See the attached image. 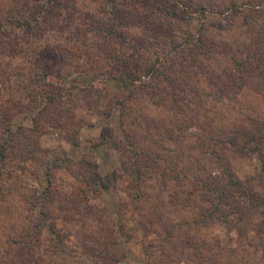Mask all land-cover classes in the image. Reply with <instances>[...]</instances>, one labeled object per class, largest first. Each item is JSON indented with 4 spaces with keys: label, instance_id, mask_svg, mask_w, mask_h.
<instances>
[{
    "label": "rangeland",
    "instance_id": "374dc122",
    "mask_svg": "<svg viewBox=\"0 0 264 264\" xmlns=\"http://www.w3.org/2000/svg\"><path fill=\"white\" fill-rule=\"evenodd\" d=\"M166 1L0 0V20L45 29L0 42L18 51L4 64L15 54L0 50V144L9 151L0 159V264H264V150L229 142L258 127L264 148V52L245 63L264 41V17L237 13L220 29L212 12L262 0H183L188 13L176 15L157 8ZM200 38L235 54L208 58ZM159 58L178 80L191 60L219 69L213 82L174 84L190 95L176 107L170 86L129 96L120 72L143 74ZM219 78L233 83L220 91ZM4 114L22 128L13 146ZM124 135L139 148H124ZM196 173L217 184L232 175L250 196L230 192L213 210L215 194H201Z\"/></svg>",
    "mask_w": 264,
    "mask_h": 264
},
{
    "label": "trees",
    "instance_id": "16d2710c",
    "mask_svg": "<svg viewBox=\"0 0 264 264\" xmlns=\"http://www.w3.org/2000/svg\"><path fill=\"white\" fill-rule=\"evenodd\" d=\"M165 5H158L160 7L159 8L162 12H171L172 14L176 15L178 13H188L187 8L188 5L183 1V0H170V1H166L164 2ZM159 4H163V3H159ZM262 4V5H261ZM261 4L254 6V5H250L245 3L244 5L238 6V4H232L231 7L225 8L223 10L220 9H216L213 8L214 10L212 12H216V14H219L220 19H218L216 22H214V24L218 25V28L222 29L224 28L223 26H226L225 22H228L227 19H229L231 16H234L237 13H242L245 16V13H252L254 14H259L258 11H260V13L263 15L264 17V0H262ZM254 7H259V9H254ZM201 11L205 14L210 13L209 9L205 6V5H200ZM181 10L182 12H178L177 10ZM171 10V11H168ZM232 11L231 13H226L227 11ZM41 15V14H40ZM250 19H248L249 21ZM41 24L40 21H38ZM2 24H10L9 29H6L5 27L2 26ZM212 25V23H211ZM41 27V26H40ZM22 31L25 34H29L30 36L32 35H39L41 32H43L45 29H40L37 26H34L33 24H28L26 19H21V21L16 20L15 18H11V19H7V20H0V37H3L1 39L0 42L4 43L5 39H12L13 34L11 33L12 31ZM37 31H41V32H37ZM8 33H11L10 35H7ZM207 33V30H203L202 31V35H205ZM7 35V36H6ZM5 36V37H4ZM205 39L204 38H200L197 40V42L195 43L197 46L200 47H206L209 48L208 50L205 51V54H207V57H210L211 52L216 51H231L234 53V51L232 50H227L224 47H228L227 45L225 46V42L220 41V43H213L212 45L209 44L207 41L206 43L204 42ZM260 42V43H259ZM259 45L256 47L255 49V55L254 56H249L248 59H246L245 63H251L249 60L252 58L255 59V61H257V59L259 60V58L257 56H260V54L262 55V52H264V41L263 40H259L258 41ZM33 44L37 47H40V44H37L36 42H33ZM39 45V46H38ZM222 45V46H221ZM233 47H228V49H231ZM2 51H7V52H12L15 55H11V56H5L4 60V64L8 63L9 60H11L12 58H16L15 56H17V50H7L6 48L4 49H0ZM24 50V49H23ZM22 50V51H23ZM20 52V51H19ZM204 52V51H203ZM257 54V56H256ZM19 55V54H18ZM235 56V55H233ZM235 58V57H234ZM212 60V59H210ZM196 60H191L189 62V65L187 68H181V71H190V73H188V77L185 78V80L183 78H179L175 76L172 73L171 70V66L167 67L165 65V61L161 60V58L157 59V60H153L151 62V65L147 64L144 65L141 70L144 72L143 74H139L137 76H132L131 74H124L123 71L120 72V77L119 79L121 80V82L123 83V85L121 86V88L123 89H128V94L129 96H131V90H134L136 88H139L140 90H144L145 87L149 86L150 88H152L150 91H152L154 94H158L157 90L160 88H163V86H170L172 88V90L168 89L170 95L173 97L172 98V106H177L178 105V99L181 96L182 98H190V95H188V93H186V90L182 89L181 87H179L180 85H174L176 83H183V85H186L188 87H190V83L197 81L200 82L202 80V77H204V79L207 81L208 80H212L213 79H209V73L219 69L218 67H216L214 64L211 65L210 63L207 64L206 61H203L202 64L200 65H195ZM209 61V60H208ZM235 63V62H234ZM206 66H205V65ZM241 61H236V66H238V68H241ZM202 65V66H201ZM216 67V69L214 68ZM211 69V70H210ZM11 73H14L13 71H11ZM15 74V73H14ZM14 74H9L10 76H13ZM214 75H216L217 77H220V75L216 72H213ZM220 79V78H219ZM229 80L225 79H220V83L218 85V88L220 89V91H222L223 86H226L228 83L232 84L233 82H228ZM133 84L131 86H128V84ZM0 85H2V82H0ZM163 85V86H162ZM234 86V84H233ZM238 86V84H237ZM177 87L178 90L176 89ZM146 89V88H145ZM92 90V89H91ZM149 91V89H147ZM198 94H195L194 96V100H197L198 96L201 97L199 95V92H197ZM224 92H221V95H223ZM220 96V95H219ZM57 99L54 98L52 100L49 101V105H45L44 106V111H48L49 108L51 107L52 104H54V102H56ZM123 112V110H122ZM42 111H39L38 114H42ZM1 115V114H0ZM42 116V115H40ZM4 118L3 122H5V126H4V130L7 131L9 134L5 133L4 131V136L5 140L8 141V143L13 146L12 143L15 144L16 139L18 138V134L20 133L19 131L22 129L21 127H19L18 129H13L14 125L12 123V118L11 117H7L5 114L2 116ZM39 118H33L34 123L36 122V124L39 122ZM52 120H56V119H52ZM51 120V122H52ZM126 124L123 121V127ZM261 125V124H260ZM138 127H141L140 124H137ZM137 129V127H135ZM257 130H251L247 136L244 133H236L234 135V137H232L229 142L236 146L239 150H241L242 152L245 150H243V148L246 147L247 144H249V142H253L255 145H253V148H250V152L251 153H255V152H260L262 150H264L263 145H262V138H263V134H262V129H258V127H256ZM106 134V135H105ZM102 136L104 138H109L113 136V133L106 127L104 128V132H102ZM171 136V135H170ZM248 139V141H247ZM124 144H126V146H124V148L131 146L132 148H134L135 150L137 148H139L137 146V142L133 139L132 136L127 137V135H124V139H123ZM7 146L8 144H6L4 147L0 144V159L7 157V155L5 156V154H9V151L7 150ZM245 146V147H244ZM116 148L122 150V145L120 143V145L115 146ZM132 151V155L137 157L139 156V154L141 156H144L145 158H153L152 153L148 152L147 150H141V151ZM155 156V154H154ZM157 156V155H156ZM98 178L99 180H101V176H98V172L94 173V178ZM198 179L199 182V186H200V191L201 194L203 195L205 193V191L210 187V192L215 194V200L216 203L212 205L213 210H217L220 211V207L225 203H228L226 201V198L228 196V194H230V192L232 193V195L237 194L239 192H242L245 194V196H250V192L247 190V188L238 180L236 179L234 176L229 175L226 179V181H221L219 184H217L216 182H206L199 178L197 173L192 177V181L193 183ZM193 183L191 184V186L193 185ZM199 186H198V190H199ZM104 188L109 189V185H104ZM189 192V190H188ZM201 195V196H202ZM230 204V203H228Z\"/></svg>",
    "mask_w": 264,
    "mask_h": 264
}]
</instances>
